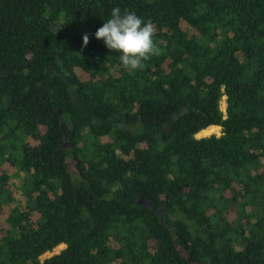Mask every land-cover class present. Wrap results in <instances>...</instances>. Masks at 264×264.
Listing matches in <instances>:
<instances>
[{
  "label": "trees",
  "instance_id": "16d2710c",
  "mask_svg": "<svg viewBox=\"0 0 264 264\" xmlns=\"http://www.w3.org/2000/svg\"><path fill=\"white\" fill-rule=\"evenodd\" d=\"M0 264H264V0H0Z\"/></svg>",
  "mask_w": 264,
  "mask_h": 264
},
{
  "label": "clouds",
  "instance_id": "9594fccd",
  "mask_svg": "<svg viewBox=\"0 0 264 264\" xmlns=\"http://www.w3.org/2000/svg\"><path fill=\"white\" fill-rule=\"evenodd\" d=\"M155 29L151 21H145L128 9L121 11L113 7L110 18L102 23L94 33L95 38L103 40L105 46L119 53L121 66L129 71H142L146 61L161 54L153 37ZM89 37L83 35V44L87 45Z\"/></svg>",
  "mask_w": 264,
  "mask_h": 264
},
{
  "label": "rangeland",
  "instance_id": "374dc122",
  "mask_svg": "<svg viewBox=\"0 0 264 264\" xmlns=\"http://www.w3.org/2000/svg\"><path fill=\"white\" fill-rule=\"evenodd\" d=\"M219 105H220V109L223 110V108H224V97H222V98L220 99V103H219ZM219 133H220V130H219V127H218L216 130H213L212 132H209L208 134H201V133H199V134H197V135H195V136H196V137H202V136H208V135H210V134L219 135ZM63 247H64L63 244L58 245V246L55 247L52 251L44 253V254L41 256V258H43V257H47V256H49V255H51V254H54V253H57V252H58L61 248H63Z\"/></svg>",
  "mask_w": 264,
  "mask_h": 264
},
{
  "label": "bare ground",
  "instance_id": "6f19581e",
  "mask_svg": "<svg viewBox=\"0 0 264 264\" xmlns=\"http://www.w3.org/2000/svg\"><path fill=\"white\" fill-rule=\"evenodd\" d=\"M217 128H218L217 126H210V127L206 128V129L202 130L199 133H201V134H208L209 132H212L213 130H216Z\"/></svg>",
  "mask_w": 264,
  "mask_h": 264
}]
</instances>
